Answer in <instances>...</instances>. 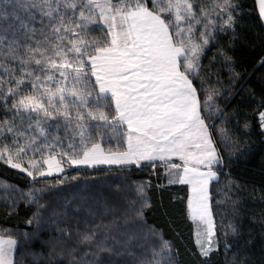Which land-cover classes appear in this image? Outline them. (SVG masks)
Wrapping results in <instances>:
<instances>
[{
  "label": "snow or ice",
  "instance_id": "1",
  "mask_svg": "<svg viewBox=\"0 0 264 264\" xmlns=\"http://www.w3.org/2000/svg\"><path fill=\"white\" fill-rule=\"evenodd\" d=\"M255 2L264 18V0ZM237 10L233 0H0V162L63 183L66 166L124 172L159 161L169 184L188 186L187 213L203 226L196 243L208 257L219 243L213 182L231 156L219 150L217 138H230L217 129L218 93L205 88L202 59L217 33L234 31ZM135 192L119 216L105 206L108 221L53 220L63 236L47 242V264H124L137 236L144 251L133 264H174L169 241L145 218V186ZM17 247L0 235V264H16Z\"/></svg>",
  "mask_w": 264,
  "mask_h": 264
},
{
  "label": "trees",
  "instance_id": "2",
  "mask_svg": "<svg viewBox=\"0 0 264 264\" xmlns=\"http://www.w3.org/2000/svg\"><path fill=\"white\" fill-rule=\"evenodd\" d=\"M233 3L238 5L234 31L217 33L202 59V72L209 77L205 88L218 93L212 100L217 129L224 128L230 138L223 142L217 138L225 158L231 156L219 183L213 182L219 190L217 194L213 189L211 205L218 247L208 257L200 255L194 224L187 213L188 186L169 184V176L159 163L155 169L133 167L124 172L116 167L66 166L63 183H57L55 176L33 181L0 162V235H11L18 241L16 264H47V242L63 236L56 232L53 220L67 214L69 218L108 221L112 216L102 215L105 206L121 215L138 185L145 186L150 205L144 209L145 218L169 241L174 264H264V130L258 115L264 111L260 107L264 103V28L254 0ZM220 49L229 61L219 55ZM30 193L39 203L30 202ZM230 226L237 231L233 233ZM225 240L230 250H226ZM139 245L138 236L131 239L132 254L125 253L119 259L133 264L142 258L138 254L144 249Z\"/></svg>",
  "mask_w": 264,
  "mask_h": 264
},
{
  "label": "rangeland",
  "instance_id": "3",
  "mask_svg": "<svg viewBox=\"0 0 264 264\" xmlns=\"http://www.w3.org/2000/svg\"><path fill=\"white\" fill-rule=\"evenodd\" d=\"M80 167H85V166H80ZM15 170H17V171H19L18 169H15ZM54 176H55V174H54ZM41 178V177H40ZM191 219V218H190ZM192 220V219H191ZM192 222H193V224H194V234H195V242H196V240H197V236H196V233L198 232V231H203V226L202 225H198V223L197 222H194L193 220H192ZM213 240L214 241H216L215 240V237H213ZM196 245H197V243H196ZM215 248V247H214ZM213 248V249H214Z\"/></svg>",
  "mask_w": 264,
  "mask_h": 264
},
{
  "label": "water",
  "instance_id": "4",
  "mask_svg": "<svg viewBox=\"0 0 264 264\" xmlns=\"http://www.w3.org/2000/svg\"><path fill=\"white\" fill-rule=\"evenodd\" d=\"M254 4H255V9H256L257 15H258V17H259V19H260V22H261V24H262V26H263V28H264V18H261V17L259 16L258 7H257V4H256L255 0H254Z\"/></svg>",
  "mask_w": 264,
  "mask_h": 264
},
{
  "label": "crops",
  "instance_id": "5",
  "mask_svg": "<svg viewBox=\"0 0 264 264\" xmlns=\"http://www.w3.org/2000/svg\"><path fill=\"white\" fill-rule=\"evenodd\" d=\"M157 163L160 164V162L158 161ZM99 167H102V166H99ZM104 167H109V166H104ZM111 167H116V166H111ZM15 254V253H14Z\"/></svg>",
  "mask_w": 264,
  "mask_h": 264
}]
</instances>
